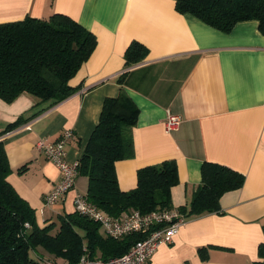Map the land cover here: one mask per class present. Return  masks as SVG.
<instances>
[{
  "label": "crops",
  "instance_id": "1",
  "mask_svg": "<svg viewBox=\"0 0 264 264\" xmlns=\"http://www.w3.org/2000/svg\"><path fill=\"white\" fill-rule=\"evenodd\" d=\"M55 13L95 36L92 53L69 80L75 92L57 103L28 93L10 103L0 99V131L20 116L28 118L0 140L11 168L7 180L35 210L37 223H57L60 214L73 213V197L85 194L87 178L77 176L73 190L46 206L44 196L58 181L59 171L36 142L54 141L63 130H71L66 159L78 162L104 99L118 96L122 88L138 115L129 130L131 154L114 164L120 190L136 186L139 168L174 160L178 183L170 189V206L178 209L189 203L200 184L203 162L244 175L242 187L219 198L217 212L185 217L172 242L161 244L146 264L259 260L257 249L264 241V33L258 22H237L222 32L179 13L174 0H0V23L25 16L47 19ZM132 41L145 46L147 54L125 67L124 52ZM168 115H177L180 122L167 132ZM29 257L28 264L67 262L41 247Z\"/></svg>",
  "mask_w": 264,
  "mask_h": 264
},
{
  "label": "trees",
  "instance_id": "2",
  "mask_svg": "<svg viewBox=\"0 0 264 264\" xmlns=\"http://www.w3.org/2000/svg\"><path fill=\"white\" fill-rule=\"evenodd\" d=\"M179 13H189L205 24L229 32L241 21L256 20L264 33V0H174ZM95 36L70 17L55 13L47 19L25 16L0 23V99L12 102L21 93L40 101L60 102L75 92L69 80L89 58ZM147 49L132 41L124 52L125 67L141 62ZM123 84V76L117 80ZM138 109L121 88L116 97L105 98L98 122L77 162V176L87 178L86 199L106 214L119 217L137 210L149 213L170 209V189L178 183L174 160H164L136 171V186L122 191L114 164L131 154L129 130ZM20 116L0 131V136L25 121ZM25 166L18 169L23 171ZM11 172L0 140V264H28L29 252L41 247L54 257L75 264L79 257L102 260L125 253L143 238L132 233L121 239L101 234L100 226L74 211L62 213L57 223L40 226L35 210L22 199L7 180ZM201 181L189 203L178 208L185 217L219 210V198L242 187L244 175L225 165L203 162ZM264 235V223L262 225ZM264 264V241L257 249Z\"/></svg>",
  "mask_w": 264,
  "mask_h": 264
},
{
  "label": "built area",
  "instance_id": "3",
  "mask_svg": "<svg viewBox=\"0 0 264 264\" xmlns=\"http://www.w3.org/2000/svg\"><path fill=\"white\" fill-rule=\"evenodd\" d=\"M180 118L177 115H168L165 121V130L171 131L179 125ZM73 136L71 130H63L54 140L45 142L38 140L36 148L44 154L59 171V179L52 189L44 196L43 203L53 206L75 188L77 178V162H69L66 159V144ZM73 208L77 213L84 215L98 223L103 234L113 239L139 233L143 238L134 244L123 254L102 260L90 258L86 254L79 257L75 264H146L148 259L161 244L168 245L172 238L185 223V216L178 209H161L149 213H140L131 210L122 216L113 217L91 204L82 193H75ZM42 264H67L58 263L52 259L42 261Z\"/></svg>",
  "mask_w": 264,
  "mask_h": 264
}]
</instances>
